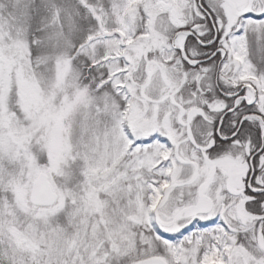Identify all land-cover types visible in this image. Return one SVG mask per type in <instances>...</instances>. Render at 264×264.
Wrapping results in <instances>:
<instances>
[{
	"label": "snow or ice",
	"instance_id": "snow-or-ice-1",
	"mask_svg": "<svg viewBox=\"0 0 264 264\" xmlns=\"http://www.w3.org/2000/svg\"><path fill=\"white\" fill-rule=\"evenodd\" d=\"M0 264H264V0H0Z\"/></svg>",
	"mask_w": 264,
	"mask_h": 264
}]
</instances>
